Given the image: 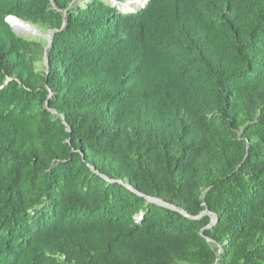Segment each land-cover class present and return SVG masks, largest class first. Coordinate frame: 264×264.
I'll list each match as a JSON object with an SVG mask.
<instances>
[{
  "label": "trees",
  "instance_id": "16d2710c",
  "mask_svg": "<svg viewBox=\"0 0 264 264\" xmlns=\"http://www.w3.org/2000/svg\"><path fill=\"white\" fill-rule=\"evenodd\" d=\"M125 1L0 0V264H264V0Z\"/></svg>",
  "mask_w": 264,
  "mask_h": 264
},
{
  "label": "rangeland",
  "instance_id": "374dc122",
  "mask_svg": "<svg viewBox=\"0 0 264 264\" xmlns=\"http://www.w3.org/2000/svg\"><path fill=\"white\" fill-rule=\"evenodd\" d=\"M131 0H128V1H125L123 2L121 5V10H124V11H135L137 10V6H141L140 2H136V4H131V6H127V4L130 2ZM145 3V2H144ZM143 3V4H144ZM142 4V5H143ZM48 35H49V32L48 31H43V30H39L37 28H35L34 26H32V32L31 33H26V34H22V36H25V37H41L42 39H44L45 41L48 40Z\"/></svg>",
  "mask_w": 264,
  "mask_h": 264
},
{
  "label": "water",
  "instance_id": "95a60500",
  "mask_svg": "<svg viewBox=\"0 0 264 264\" xmlns=\"http://www.w3.org/2000/svg\"><path fill=\"white\" fill-rule=\"evenodd\" d=\"M148 1H149V0H146L145 4H146ZM8 19H14V20L18 21V22L21 23V24H25L26 26H29V27L32 29V26H31V25H29V24H27V23H25V22H23V21H21V20H19V19H17V18H14V17H8L7 20H6V22L10 25V27L12 28V30H13L15 33H17L18 35H22V34H20V32L16 31V30L11 26V24L8 22ZM51 37H52V32L49 31L48 40L46 41V42H47V46H46L45 50L49 47V45H50V43H51ZM44 62H45V64H46V61H45V60H44ZM61 120H62V123L65 124V120H64L63 117H61ZM149 201H153V202H155V203H157V204H159V205H162V206H167L166 204H164V203H162V202H160V201H154V200H152V199H149ZM177 211H179L180 213H182L183 215H185V213H184L182 210L177 209ZM213 222H214V218L211 216V224H212Z\"/></svg>",
  "mask_w": 264,
  "mask_h": 264
},
{
  "label": "bare ground",
  "instance_id": "6f19581e",
  "mask_svg": "<svg viewBox=\"0 0 264 264\" xmlns=\"http://www.w3.org/2000/svg\"><path fill=\"white\" fill-rule=\"evenodd\" d=\"M146 0H131L127 6H131V4H136V2H140V4L142 5ZM148 3V2H147ZM117 4V3H116ZM8 22L11 24V26L18 32H20V34H26V33H31L32 29L29 26H26L25 24H21L18 21L14 20V19H8Z\"/></svg>",
  "mask_w": 264,
  "mask_h": 264
},
{
  "label": "clouds",
  "instance_id": "9594fccd",
  "mask_svg": "<svg viewBox=\"0 0 264 264\" xmlns=\"http://www.w3.org/2000/svg\"><path fill=\"white\" fill-rule=\"evenodd\" d=\"M128 1V0H127ZM146 2V1H145Z\"/></svg>",
  "mask_w": 264,
  "mask_h": 264
}]
</instances>
